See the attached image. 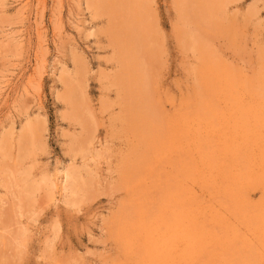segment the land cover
Wrapping results in <instances>:
<instances>
[{"label": "rangeland", "instance_id": "374dc122", "mask_svg": "<svg viewBox=\"0 0 264 264\" xmlns=\"http://www.w3.org/2000/svg\"><path fill=\"white\" fill-rule=\"evenodd\" d=\"M103 1L0 0V264H264V0H147L144 113Z\"/></svg>", "mask_w": 264, "mask_h": 264}, {"label": "bare ground", "instance_id": "6f19581e", "mask_svg": "<svg viewBox=\"0 0 264 264\" xmlns=\"http://www.w3.org/2000/svg\"><path fill=\"white\" fill-rule=\"evenodd\" d=\"M193 1H196L199 5L198 8H197V16L196 18L195 17H191L189 15V13L192 11H196L195 9H191V6L190 3L188 5H190V9L188 10L187 9H184V11L186 10V12L188 13L187 16H189V18L193 19L198 25L201 26V23L200 21H202V19L204 20L206 17L207 18H211V13L208 12L209 9L213 10V8L210 6H208V2L209 0H193ZM192 1V2H193ZM211 1V0H210ZM209 1V2H210ZM213 1V0H212ZM211 1V2H212ZM106 3V5H104V10L107 11V12H111L113 14V18H116L117 20L120 19V22L122 23L123 21V26H119L118 30H119V33H115V36H116V41H115V45L117 47L119 54H122L120 55L121 58L123 56V62H124V66L126 67V70H125V73L123 74V76L125 75V78H123L122 76V79L120 78V83L122 84V86L125 88V91H127L126 89L129 87L130 89H134L135 90V95H133V92L129 93L127 92L128 94V98L129 97H132L130 98L131 102L129 103L130 105L129 106H132L133 109H137L138 107L142 109V112L144 113L146 110L149 111L151 108H150V104H149V99H150V92L147 93L148 91V84H149V79L147 78V73L145 74V70L143 69V67L141 66V61L140 58H141V52L139 51L140 50V47L141 46H144V43L149 39L148 36H150L151 34H149L148 30L153 28V25H151L150 22H146V18L147 17H150V15H147V17L145 18L144 16L146 15V13H148L149 11H147L149 8V5L147 6V0H114V1H110L107 2L106 1H103ZM186 2V0H185ZM188 2V0H187ZM190 2V1H189ZM214 3V2H213ZM215 3L217 4L218 2L215 1ZM214 3V4H215ZM196 4V3H195ZM194 5V3H193ZM212 5V4H211ZM100 6V4H99ZM102 3H101V6L102 7ZM222 6V5H221ZM97 7V6H96ZM106 7V8H105ZM187 7V6H186ZM185 7V8H186ZM196 7V6H195ZM215 7V6H214ZM220 7V6H219ZM99 8V7H98ZM221 8V7H220ZM181 9V8H180ZM183 9V8H182ZM215 9V8H214ZM217 11V9H215ZM220 10V9H219ZM225 10V9H224ZM183 12V11H181ZM180 12V13H181ZM151 13V12H149ZM210 14V16H208L207 14ZM183 16L185 15L184 12L182 14ZM207 15V16H206ZM186 16V17H187ZM194 16V15H192ZM206 16V17H205ZM151 18H152V15H151ZM150 18V19H151ZM183 18V17H182ZM188 18V19H189ZM185 19V17H184ZM187 19V20H188ZM189 19V20H190ZM190 20V21H193V20ZM152 20H154V18H152ZM209 19H207L205 21V24L206 22L209 23L208 21ZM211 20V19H210ZM148 21V19H147ZM193 21V22H194ZM187 22V21H186ZM116 23V21H115ZM192 23V22H191ZM212 23V22H211ZM151 27H150V25ZM202 24L203 21H202ZM116 25V24H115ZM191 25V24H190ZM195 25V24H193ZM211 25V24H210ZM217 25V24H216ZM197 25H195L196 27ZM198 27V26H197ZM190 28V27H189ZM199 28V27H198ZM113 30V29H112ZM144 31V32H141V31ZM155 30V29H154ZM156 31V30H155ZM187 32V31H186ZM122 34L121 38L118 37L117 34ZM154 33V32H152ZM155 34V33H154ZM183 35H185V33H181ZM153 35V34H152ZM188 36V35H187ZM193 37V36H192ZM120 38V40L118 39ZM122 38L125 40L124 42L122 41ZM152 38V36L150 37ZM194 38V37H193ZM156 39V38H155ZM114 40V38H113ZM191 40V39H190ZM158 41V40H156ZM123 43H125L124 45H122ZM162 45V44H161ZM150 46V45H149ZM187 46V45H186ZM159 47V46H158ZM160 50V48H159ZM147 51V50H146ZM152 51V50H151ZM156 51V50H155ZM149 52V51H148ZM150 53V52H149ZM160 53V52H159ZM153 57L154 55L152 53H150ZM156 54V52L154 53ZM147 55V54H146ZM143 56V54H142ZM152 57V58H153ZM159 57V56H158ZM146 58V57H144ZM155 60V58H154ZM122 62V63H123ZM156 62V61H155ZM155 66V65H154ZM83 70V69H82ZM79 72V71H78ZM82 72V71H81ZM80 72V74H81ZM131 75H130V74ZM82 77V75H80ZM146 75V76H145ZM85 76V75H84ZM83 76V77H84ZM80 77V78H81ZM83 81V80H82ZM117 82V81H116ZM75 84V83H74ZM154 84V83H153ZM152 84V85H153ZM150 86V85H149ZM151 87V86H150ZM88 88V87H87ZM151 90V89H149ZM85 88L83 87V82H80L79 83V86L75 87L73 90H72V93H73V96H74V101H76V108H75V112L77 113L76 115H78L79 117H82L80 120L83 122L84 126H85V132L87 130H91L93 127L90 128V126L93 125L92 121L89 117V119L87 118V116L85 114L88 115L87 113V107H86V104H85V101L83 100V95L85 97ZM152 93V92H151ZM148 94V95H147ZM72 96V97H73ZM77 96V98H76ZM140 96V97H139ZM143 97V98H142ZM148 97V98H147ZM153 98V97H152ZM120 99V98H119ZM128 100V99H127ZM145 101V102H144ZM147 101V102H146ZM147 103V105H146ZM154 104V103H152ZM150 108V109H149ZM130 109V108H129ZM131 110V109H130ZM135 111V110H134ZM146 111V112H147ZM106 113V112H105ZM133 113V112H132ZM131 114V113H130ZM134 114V113H133ZM149 114V113H148ZM132 115V114H131ZM89 116V115H88ZM136 116V115H135ZM151 116V115H150ZM153 116V115H152ZM149 118V116H148ZM147 118V120H148ZM86 119V120H85ZM150 119V118H149ZM159 119V118H158ZM139 121V120H137ZM157 123V122H156ZM92 124V125H91ZM120 124V123H119ZM154 126V125H153ZM98 128V127H97ZM32 129L30 130V133H31ZM26 132V131H25ZM29 132V130H28ZM26 134V133H25ZM28 134V133H27ZM5 137V136H4ZM26 138V137H25ZM24 138V139H25ZM7 139V138H6ZM5 139V140H6ZM91 140V139H90ZM7 142V141H6ZM4 142V144L6 143ZM13 142V141H12ZM27 143V142H26ZM20 144V143H19ZM20 146V145H19ZM23 149V148H22ZM21 150V149H20ZM75 170V169H74ZM26 174V173H25ZM28 174V173H27ZM90 176V175H89ZM92 177V176H91ZM92 179V178H91ZM46 180V179H45ZM26 181H27V178H26ZM44 181V180H43ZM49 181V180H48ZM93 181V180H92ZM24 182V181H23ZM22 182V184H23ZM51 182V181H49ZM94 182V181H93ZM28 183V182H27ZM24 182V186H26V184ZM64 186L66 185V187H64V189L66 191H70V193L74 196L76 195H79L80 193H83V194H88V187H91V181L90 180H81L79 175L77 174V172H74V171H69L67 173L64 174ZM36 184V183H35ZM35 186V185H34ZM33 186V187H34ZM36 186H39L38 183ZM68 186V187H67ZM32 186L28 187L27 186V190L28 192L30 191V193H34L32 192L34 189L36 188H33ZM54 186H52L53 188ZM39 188V187H38ZM55 188V187H54ZM25 190V189H24ZM88 192H87V191ZM38 190H36L37 192ZM26 192V191H25ZM35 192V193H36ZM34 193V194H35ZM90 197V196H89ZM68 199V198H67ZM67 202V201H66ZM68 204V203H66ZM71 204V203H69ZM72 205H75V204H71ZM24 234V233H23ZM22 234V235H23ZM2 237V236H1Z\"/></svg>", "mask_w": 264, "mask_h": 264}]
</instances>
